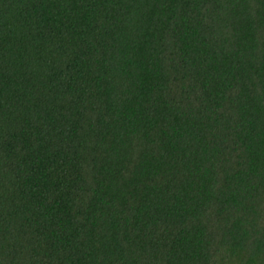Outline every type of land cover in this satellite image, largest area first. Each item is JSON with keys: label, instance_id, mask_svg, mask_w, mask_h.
Wrapping results in <instances>:
<instances>
[{"label": "trees", "instance_id": "1", "mask_svg": "<svg viewBox=\"0 0 264 264\" xmlns=\"http://www.w3.org/2000/svg\"><path fill=\"white\" fill-rule=\"evenodd\" d=\"M0 264H264V0H0Z\"/></svg>", "mask_w": 264, "mask_h": 264}]
</instances>
